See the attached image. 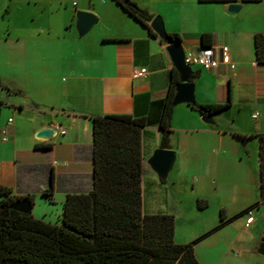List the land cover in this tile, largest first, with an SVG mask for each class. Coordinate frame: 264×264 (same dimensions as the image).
<instances>
[{"label": "crops", "instance_id": "1", "mask_svg": "<svg viewBox=\"0 0 264 264\" xmlns=\"http://www.w3.org/2000/svg\"><path fill=\"white\" fill-rule=\"evenodd\" d=\"M64 1L40 0L38 12L45 20L13 28L3 40L7 50L0 54V77L7 68L10 82L0 83V115H6L0 123L5 138L0 141V185L14 196H30L32 208L57 204L61 213L67 194L91 188L89 117L142 118L141 213L172 215L173 242L184 244L212 229L221 210L225 222L193 244L195 259L199 264H256V255H262L257 250L264 207L253 206L252 221L245 226L243 211L258 199V156L250 163L244 146L256 142L250 135L264 132V64L256 63L253 51V35L264 38L263 1L237 0L240 9L230 14L226 6L231 2L129 0L158 15L165 32L179 36L183 51L200 48V35L207 33L210 46L225 45L234 64L233 69L225 64L191 69L197 73L191 81L194 102L229 100V105L210 114L211 124L187 103L171 105L168 138L174 158L162 181L147 161L158 148V121L173 68L167 42L151 36L114 0L72 2L74 12L89 11L96 23L106 24L78 39L74 15H65L61 7ZM133 67H143L145 75L133 78ZM43 128L52 129L50 136L35 137ZM241 137H246L244 144ZM49 186L47 199L41 193ZM197 200H204L205 207L197 208ZM59 217L52 224H59Z\"/></svg>", "mask_w": 264, "mask_h": 264}, {"label": "trees", "instance_id": "2", "mask_svg": "<svg viewBox=\"0 0 264 264\" xmlns=\"http://www.w3.org/2000/svg\"><path fill=\"white\" fill-rule=\"evenodd\" d=\"M115 3L151 36V14L130 1ZM199 2H235L237 0H197ZM258 2L260 0H239ZM168 42H180L176 33H166ZM209 34L200 35L202 48L210 46ZM159 41L162 42L161 39ZM253 51L257 64H264V38L253 35ZM197 76L191 72L190 81ZM178 81L171 69L169 86L163 101L158 127L161 130L158 147L169 149V118L174 85ZM200 114L218 112L225 103H187ZM91 134V188L87 193L67 194L63 200L59 224L33 218L30 213L10 209L17 197L0 185V264H199L193 254V244L219 228L225 222L219 211L218 223L190 242H173V216L142 214L140 211V133L142 118L127 114H104L89 117ZM239 136V135H237ZM257 142L258 199L246 209L264 202V132L250 135ZM162 181V177H160ZM50 186L41 193L49 199ZM204 200H197L199 209ZM245 209V210H246ZM244 210V211H245ZM243 211V212H244Z\"/></svg>", "mask_w": 264, "mask_h": 264}, {"label": "water", "instance_id": "3", "mask_svg": "<svg viewBox=\"0 0 264 264\" xmlns=\"http://www.w3.org/2000/svg\"><path fill=\"white\" fill-rule=\"evenodd\" d=\"M124 5H131L129 0H120ZM240 2H231L226 6V12L233 14L239 11ZM96 16L89 11L76 10L74 12V27L78 36L84 35L95 23ZM149 28L156 36L167 42L165 51L171 62L172 67L178 75V81L174 85V93L171 98V105L176 103L193 102V84L189 80L192 72L191 68L183 63V49L179 42H168L167 34L164 30L161 18L156 15L149 22ZM202 121L211 124L210 114H206ZM52 133V129L43 128L35 133L37 138H47ZM246 137L240 138V143L244 144ZM174 158V152L170 149L155 148L148 159V165L158 177H164L170 169ZM10 209L26 214L30 212L31 205L26 200H17L10 204ZM258 253L264 255V239H260Z\"/></svg>", "mask_w": 264, "mask_h": 264}, {"label": "rangeland", "instance_id": "4", "mask_svg": "<svg viewBox=\"0 0 264 264\" xmlns=\"http://www.w3.org/2000/svg\"><path fill=\"white\" fill-rule=\"evenodd\" d=\"M263 4L264 5V0ZM72 2L77 3V0H66L63 2V5L61 6L62 9L65 11V15H74ZM79 2H90V0H79ZM43 6V3L40 2V0H0V54H4V52L7 50V42H4L3 40L6 37L12 36V29L16 30H23L25 27H27L30 23L33 25L39 24V21L45 20V17L39 13L40 7ZM264 7V6H263ZM70 10V14H69ZM30 15L33 16V21L30 18ZM106 24L103 23L101 20L97 21L84 35L78 36L76 31L75 37H78V39H82L84 37H90L93 34L96 33L98 30H102L105 27ZM2 57V56H1ZM3 59V58H2ZM194 66H191V69H194ZM4 75V76H3ZM3 76L0 77V83L9 84L10 82V76L7 72V68H5ZM8 77V78H7ZM57 77L53 79V82H57ZM243 113V112H241ZM6 115L5 113L3 115H0V123L5 120ZM11 118V117H10ZM245 151L249 155V161L250 163H253L256 159L257 155V145L255 140H251L249 143H247L244 146ZM145 197L146 199H150L152 197L151 192L149 191L148 187L145 190ZM262 207H264V202L261 203ZM33 205H31L30 209V215L33 218L43 220L44 222L49 223H55L56 222V214H60V205L53 204V205H44L42 203L36 204L34 208H32ZM147 209H144L146 211ZM209 217V214L205 216L204 219H207ZM262 233L258 236V240L261 238L264 239V225L260 229ZM244 236V235H243ZM258 257V260L256 261V264H264V256L262 255H256ZM262 259V260H261Z\"/></svg>", "mask_w": 264, "mask_h": 264}, {"label": "built area", "instance_id": "5", "mask_svg": "<svg viewBox=\"0 0 264 264\" xmlns=\"http://www.w3.org/2000/svg\"><path fill=\"white\" fill-rule=\"evenodd\" d=\"M183 63L191 68V66H198L202 70H210L216 68L218 64H225L229 69L234 68V64L230 61L227 47L225 45L209 46L206 48H198L194 51H183ZM146 71L143 67H133L130 74L133 78L143 77ZM257 112L251 114V118L255 119ZM11 119H7L10 123ZM59 134H63V130L56 127ZM4 131H0V141H4ZM246 215L245 226L252 221V209L244 211Z\"/></svg>", "mask_w": 264, "mask_h": 264}]
</instances>
